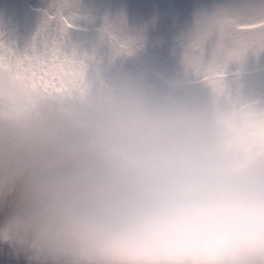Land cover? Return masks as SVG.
Returning a JSON list of instances; mask_svg holds the SVG:
<instances>
[{
    "label": "clouds",
    "instance_id": "clouds-1",
    "mask_svg": "<svg viewBox=\"0 0 264 264\" xmlns=\"http://www.w3.org/2000/svg\"><path fill=\"white\" fill-rule=\"evenodd\" d=\"M117 23L103 35H129L125 13ZM145 42L140 34L103 70L86 56L69 88L0 71V254L17 264H264V137L231 130L224 102L192 87L190 71L126 67Z\"/></svg>",
    "mask_w": 264,
    "mask_h": 264
},
{
    "label": "rangeland",
    "instance_id": "rangeland-1",
    "mask_svg": "<svg viewBox=\"0 0 264 264\" xmlns=\"http://www.w3.org/2000/svg\"><path fill=\"white\" fill-rule=\"evenodd\" d=\"M50 4L54 6L49 8ZM55 5L60 6L56 9ZM28 8L62 22L71 33L87 35L76 44L80 49L68 54L62 43L56 53L54 40L37 48L41 34L29 42L27 38L33 34L30 18L21 23ZM10 9L13 11L8 13ZM121 12L126 14L129 35L111 30L103 35L102 26L114 18L112 27L119 28ZM137 25L142 33L136 32ZM140 34L146 38L144 49L132 57L142 55L147 71L177 78L190 71V85H198L203 94L209 92L224 102L231 130L248 138L264 137V110L239 100L234 92L253 101L264 100V95H250L241 84L220 89V81L212 82L252 73L264 64V0H19L4 11L0 8V71H11L40 88H55L48 71L58 72L73 87L87 71L85 57L98 52L94 46L103 47L108 54L110 38L118 51L129 54ZM98 39L101 42L96 43ZM106 54L97 55L101 70L113 57Z\"/></svg>",
    "mask_w": 264,
    "mask_h": 264
},
{
    "label": "trees",
    "instance_id": "trees-1",
    "mask_svg": "<svg viewBox=\"0 0 264 264\" xmlns=\"http://www.w3.org/2000/svg\"><path fill=\"white\" fill-rule=\"evenodd\" d=\"M19 0H0V8L4 11L5 8L8 5H11L15 2H17ZM54 5L50 4L49 8H52ZM60 5H55V8L58 9ZM13 9H10V11H8V13L12 12ZM24 18L22 19V22H25L28 18L29 21L31 22V26H32V30H33V34L29 36L30 39L29 42H33V38L37 35V34H41L42 38L41 43L37 44V48H44L46 46L49 45L48 42L54 40L55 44L57 45L55 52L58 53V51H60L62 48H59V46L62 47V43H64L66 45V47H64V51L66 52L68 50V54L73 51H77L80 48L76 47V44H80L84 41V37L87 36L83 33H71L67 30V28L65 27V25L57 20H49V18L45 15H43V13H33L30 8H28L26 11H24ZM20 23V24H21ZM24 24V23H23ZM111 26H115L116 21L115 18L112 19V21L110 22ZM181 24V23H180ZM141 26H136V32H140L142 33V30L140 29ZM102 28H104L102 26ZM152 28L149 27V32ZM47 32V33H46ZM64 33H66V36L63 37ZM48 34V35H46ZM54 35H56V37L54 38ZM136 39H138L136 37ZM29 42L27 43V45L29 44ZM97 42H101L100 39H98L96 41ZM15 43V38L13 40H10L9 43L7 44V50L8 48H10V46H12ZM35 44V43H34ZM108 46V54L105 53V49L101 46H94L93 48H95L98 52L99 55H113V56H120V55H126L120 51L117 50V47L115 45V43L113 41L110 40L109 38V42L107 44ZM14 49V48H13ZM142 55L137 54V56L129 58V57H124L123 60L125 61V66L132 68V69H143L147 71V66L144 63V60L141 58ZM49 72V75H51L53 77V84L55 86V88H69L71 87L69 85V83L65 80V78H63L61 76L60 73H55V72ZM252 73H248L246 75H240L238 77H222L220 79H215L212 82H216L218 83L219 81V87L220 89H224L227 86L230 87H236V85H243V88L245 90L248 91V94L250 95H264V64L262 66H260L258 69H254L251 70ZM39 77V76H38ZM37 77V78H38ZM211 80H207V83H205L203 86L205 87V85L209 84ZM241 82V83H240ZM194 88H199L198 85H191ZM201 91V90H200ZM258 96V95H257ZM12 264H17L16 261H12ZM20 264H23V262L21 261Z\"/></svg>",
    "mask_w": 264,
    "mask_h": 264
},
{
    "label": "snow or ice",
    "instance_id": "snow-or-ice-1",
    "mask_svg": "<svg viewBox=\"0 0 264 264\" xmlns=\"http://www.w3.org/2000/svg\"><path fill=\"white\" fill-rule=\"evenodd\" d=\"M0 264H12V261L8 257L0 254Z\"/></svg>",
    "mask_w": 264,
    "mask_h": 264
}]
</instances>
